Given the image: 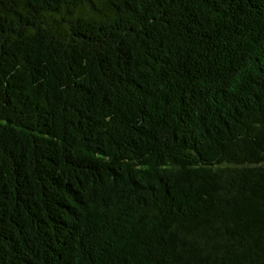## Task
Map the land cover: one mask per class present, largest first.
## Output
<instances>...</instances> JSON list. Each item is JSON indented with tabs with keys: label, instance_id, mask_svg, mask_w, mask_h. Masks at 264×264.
<instances>
[{
	"label": "trees",
	"instance_id": "1",
	"mask_svg": "<svg viewBox=\"0 0 264 264\" xmlns=\"http://www.w3.org/2000/svg\"><path fill=\"white\" fill-rule=\"evenodd\" d=\"M0 264H264V0H0Z\"/></svg>",
	"mask_w": 264,
	"mask_h": 264
}]
</instances>
